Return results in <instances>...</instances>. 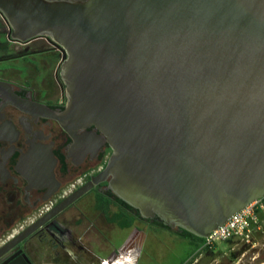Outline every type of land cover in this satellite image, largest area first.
<instances>
[{"label": "water", "instance_id": "95a60500", "mask_svg": "<svg viewBox=\"0 0 264 264\" xmlns=\"http://www.w3.org/2000/svg\"><path fill=\"white\" fill-rule=\"evenodd\" d=\"M0 13L13 41L63 51L68 103L25 102L1 80L0 97L57 121L80 161L112 150L7 251L104 182L142 218L204 239L264 199V0H0Z\"/></svg>", "mask_w": 264, "mask_h": 264}, {"label": "flooded vegetation", "instance_id": "af4514ba", "mask_svg": "<svg viewBox=\"0 0 264 264\" xmlns=\"http://www.w3.org/2000/svg\"><path fill=\"white\" fill-rule=\"evenodd\" d=\"M0 57V62L22 61L21 68L0 70L12 69L19 73L15 80L0 75V80L9 83L16 95L25 102L55 112L64 111L68 103L61 76L64 53L58 46L45 36L27 44L13 41L10 28L0 13ZM111 154L109 145H104L80 161L71 137L57 121L37 112L30 113L0 97V264H87L90 260L88 264H102L104 259L99 256L102 252L95 251L89 237L77 235V228L83 226L86 218L90 223L87 214L90 210L84 203L90 196L91 208L110 226L107 234L98 233L97 243L103 244L115 228L124 229L120 227L122 221L137 218L124 230H137L140 220L147 223L157 238L161 233L163 237L172 232L178 241L196 244L195 240L184 236V231L165 226L159 218L141 220L135 209L122 208L119 198L107 189L108 182H104L41 223L32 234L7 251V244L22 233L26 234L30 227L102 172ZM77 176L85 178L84 182L68 192L71 180ZM106 201L110 217L103 210ZM48 203L51 205L46 212L42 211ZM121 213L125 215L123 219L111 221L110 218ZM17 227L21 229L16 231Z\"/></svg>", "mask_w": 264, "mask_h": 264}, {"label": "rangeland", "instance_id": "374dc122", "mask_svg": "<svg viewBox=\"0 0 264 264\" xmlns=\"http://www.w3.org/2000/svg\"><path fill=\"white\" fill-rule=\"evenodd\" d=\"M21 66V59L0 62V70L13 67L21 68ZM0 75L11 80L19 77V73L12 69L0 71ZM80 177L77 176L71 180L72 184L69 186L68 192L74 190V186L78 187V184L84 182L85 178ZM89 198L92 199L91 196L86 197L84 203L90 210L87 213L90 223L86 218L83 226L77 228V235L89 237L90 244L94 246L100 240L98 233L107 234L110 231V226L101 215L93 211ZM50 205L48 203L42 211L46 212ZM260 205H264V203L262 202ZM258 217L259 226L251 228L250 232L246 234L249 236L248 239L234 237L224 242L200 247L196 244L178 241L172 232L163 234V237L161 233L160 238H157L158 236L156 237L149 230L147 223L139 220L137 230L111 228L114 230L110 232L108 240L101 243V248L97 251L102 252L99 256L108 263H114L113 256L121 253L122 257H127L122 260L124 264H264V209L259 210ZM19 229L21 228L17 227L16 231Z\"/></svg>", "mask_w": 264, "mask_h": 264}, {"label": "built area", "instance_id": "2783aa9c", "mask_svg": "<svg viewBox=\"0 0 264 264\" xmlns=\"http://www.w3.org/2000/svg\"><path fill=\"white\" fill-rule=\"evenodd\" d=\"M260 204L261 202L258 201L233 215L226 224L219 227L217 230L210 233L207 238H205V245L210 246L218 242L227 241L234 237L248 239L249 236L246 234L250 232L251 228L259 226L260 221L258 211L260 209H264V205ZM124 259H127V257H122L121 253H118L113 256L112 261H114V264H120L124 262L122 261ZM102 264H105L104 260Z\"/></svg>", "mask_w": 264, "mask_h": 264}, {"label": "trees", "instance_id": "16d2710c", "mask_svg": "<svg viewBox=\"0 0 264 264\" xmlns=\"http://www.w3.org/2000/svg\"><path fill=\"white\" fill-rule=\"evenodd\" d=\"M118 202L120 203V205L122 206V208L130 209V210H133V211H134V208H132L131 206H129L127 203H125V202L122 201L121 199H118ZM260 202H261V203H262V202L264 203V199L260 200ZM106 204H107V205H106ZM108 204H109V202L106 201V202H105V205H106V206L103 207V210H104V213H105L108 217H110V216H109L110 211H109V206H108ZM258 213H259V211H258ZM138 216H139V219L144 220L143 218H141V216H140L139 213H138ZM123 217H125V215H124V213H121L120 215H116L115 217H112V218H110V219H111V221H117V222H118V220H119V219H123ZM136 219H137V218H133V219L128 220L127 222H123V221H122V222L120 223V227L125 229V228L131 226V225L134 223V221H135ZM184 236H185V237H188V238H190V239L195 240V241L197 242L196 245H197L198 247L205 245V239H204V238L197 237V236H195V235H193V234H191V233H189V232H187V231H184Z\"/></svg>", "mask_w": 264, "mask_h": 264}, {"label": "crops", "instance_id": "0c3cea01", "mask_svg": "<svg viewBox=\"0 0 264 264\" xmlns=\"http://www.w3.org/2000/svg\"><path fill=\"white\" fill-rule=\"evenodd\" d=\"M108 240V239H107ZM106 240V241H107ZM100 244H101V242L100 243H97L96 245H95V247H94V249H95V251H97L99 248H101L100 247ZM98 258H99V256H98ZM92 264V263H91Z\"/></svg>", "mask_w": 264, "mask_h": 264}]
</instances>
